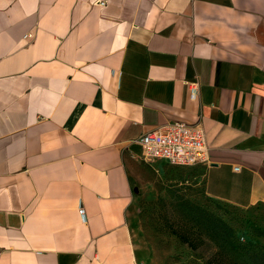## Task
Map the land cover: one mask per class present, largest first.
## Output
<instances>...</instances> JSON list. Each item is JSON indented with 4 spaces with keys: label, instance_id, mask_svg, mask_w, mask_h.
Segmentation results:
<instances>
[{
    "label": "crops",
    "instance_id": "obj_1",
    "mask_svg": "<svg viewBox=\"0 0 264 264\" xmlns=\"http://www.w3.org/2000/svg\"><path fill=\"white\" fill-rule=\"evenodd\" d=\"M172 122L210 199L264 207V0H0V264H140L137 140Z\"/></svg>",
    "mask_w": 264,
    "mask_h": 264
},
{
    "label": "rangeland",
    "instance_id": "obj_2",
    "mask_svg": "<svg viewBox=\"0 0 264 264\" xmlns=\"http://www.w3.org/2000/svg\"><path fill=\"white\" fill-rule=\"evenodd\" d=\"M146 167L133 184L129 214L140 264H255L251 253L264 249V207L215 203L201 168Z\"/></svg>",
    "mask_w": 264,
    "mask_h": 264
},
{
    "label": "built area",
    "instance_id": "obj_3",
    "mask_svg": "<svg viewBox=\"0 0 264 264\" xmlns=\"http://www.w3.org/2000/svg\"><path fill=\"white\" fill-rule=\"evenodd\" d=\"M99 2V6H104ZM29 35L27 36V38ZM190 86H194L191 84ZM192 96L196 89L191 88ZM137 143L142 149L143 161H156L170 166L195 168L209 165V154L204 131L197 126L182 122H172L139 137ZM84 218V209L78 210Z\"/></svg>",
    "mask_w": 264,
    "mask_h": 264
},
{
    "label": "trees",
    "instance_id": "obj_4",
    "mask_svg": "<svg viewBox=\"0 0 264 264\" xmlns=\"http://www.w3.org/2000/svg\"><path fill=\"white\" fill-rule=\"evenodd\" d=\"M197 168V167H195ZM198 168H202V167H198ZM217 203V202H215ZM220 204V203H218ZM223 205V204H220ZM224 225V227L226 228V234L227 237L229 239L230 235H231V230L229 227L226 226L225 223H222ZM253 258L256 260L255 264H264V249L259 250L257 253H251Z\"/></svg>",
    "mask_w": 264,
    "mask_h": 264
}]
</instances>
